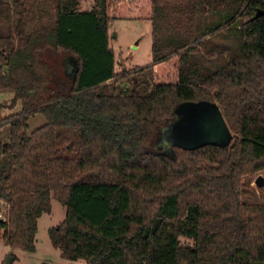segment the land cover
Here are the masks:
<instances>
[{
	"label": "trees",
	"instance_id": "trees-1",
	"mask_svg": "<svg viewBox=\"0 0 264 264\" xmlns=\"http://www.w3.org/2000/svg\"><path fill=\"white\" fill-rule=\"evenodd\" d=\"M78 6L0 0V92L21 105L0 117L4 244L35 252L54 199L65 215L48 236L66 260L264 264V204L242 193L264 170V0ZM114 19L150 21L149 66L115 72ZM199 102L219 107L228 142L158 149L175 110Z\"/></svg>",
	"mask_w": 264,
	"mask_h": 264
},
{
	"label": "rangeland",
	"instance_id": "rangeland-1",
	"mask_svg": "<svg viewBox=\"0 0 264 264\" xmlns=\"http://www.w3.org/2000/svg\"><path fill=\"white\" fill-rule=\"evenodd\" d=\"M38 1V0H35ZM41 2L52 3L53 0H40ZM80 10H89L93 6V0H78ZM108 45L113 51L115 60V72L121 70H133L134 68H145L151 63V23L144 20H122L114 19L108 25ZM71 69L74 63L70 62ZM66 65V64H65ZM64 65V70H65ZM13 94L10 92H0V117L4 118L18 113L21 110L19 102L10 106ZM186 106L176 109L174 122L161 132L157 141V148L171 153L172 147L194 146L206 140L207 136L199 124L196 112L199 105L190 103L189 109L182 113ZM215 106V105H214ZM188 120L187 125H180L182 119ZM45 123L43 116L34 114L27 120L29 133L35 128ZM9 125L4 124L0 128V141L8 140ZM228 139L231 133L228 131ZM258 176L263 179V185L259 187L255 180ZM245 184L243 190L244 197H249L251 202L264 204V170L257 172L252 177L242 178ZM65 209L54 199L51 200V212L42 214L38 219V231L35 237L36 250L28 253L20 249H11L4 244L0 237V264H5L8 256L14 257L11 264H88L84 260L70 261L61 257L60 251L55 249L49 239L48 229L56 226L63 220ZM184 242V239H181Z\"/></svg>",
	"mask_w": 264,
	"mask_h": 264
},
{
	"label": "water",
	"instance_id": "water-1",
	"mask_svg": "<svg viewBox=\"0 0 264 264\" xmlns=\"http://www.w3.org/2000/svg\"><path fill=\"white\" fill-rule=\"evenodd\" d=\"M261 15H264V9H257L256 13L254 15V18H257ZM70 63V57L66 59V65H65V72L70 73L72 72L71 65ZM186 106L181 110L182 113L186 112L187 109H189V104L190 103H184L180 105L178 108L183 107V105ZM198 104L200 108L196 112V116L198 118L199 124L201 125L203 131L205 132L207 138L203 142L199 143L198 145L186 147V146H181L184 148H196L199 147L203 144L207 143H214V144H226L228 142V127L221 115L220 109L217 105L213 103H208V102H199L195 103ZM215 105V106H214ZM177 108V109H178ZM176 112V110H175ZM188 120L182 119V121L179 123L180 125H187ZM255 183L261 187L263 185V179L261 176H258L255 180ZM14 257L8 256L5 264H11L13 261Z\"/></svg>",
	"mask_w": 264,
	"mask_h": 264
},
{
	"label": "built area",
	"instance_id": "built-area-1",
	"mask_svg": "<svg viewBox=\"0 0 264 264\" xmlns=\"http://www.w3.org/2000/svg\"><path fill=\"white\" fill-rule=\"evenodd\" d=\"M6 208L4 207V205H0V220L4 221L6 219Z\"/></svg>",
	"mask_w": 264,
	"mask_h": 264
},
{
	"label": "flooded vegetation",
	"instance_id": "flooded-vegetation-1",
	"mask_svg": "<svg viewBox=\"0 0 264 264\" xmlns=\"http://www.w3.org/2000/svg\"><path fill=\"white\" fill-rule=\"evenodd\" d=\"M65 64H66V61H65Z\"/></svg>",
	"mask_w": 264,
	"mask_h": 264
}]
</instances>
